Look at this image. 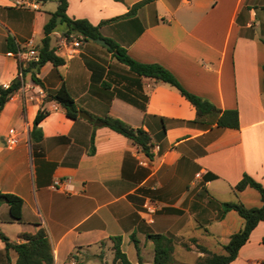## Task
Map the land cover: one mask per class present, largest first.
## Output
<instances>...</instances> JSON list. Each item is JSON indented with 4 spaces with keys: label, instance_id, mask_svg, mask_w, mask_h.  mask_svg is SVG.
<instances>
[{
    "label": "crops",
    "instance_id": "0c3cea01",
    "mask_svg": "<svg viewBox=\"0 0 264 264\" xmlns=\"http://www.w3.org/2000/svg\"><path fill=\"white\" fill-rule=\"evenodd\" d=\"M137 1L68 0L66 14L94 25L115 19L100 26L103 36L137 61L161 64L187 91L220 109H236L239 126L189 125L195 108L175 86L136 74L94 40L69 51L79 35L70 33L66 47L65 23L50 33V46L64 64L44 63L35 73L41 84L35 83L7 53L29 38L41 41L57 2L0 0V85L22 79L0 110V193L23 199L20 221L10 220L7 203L0 202V229L20 242V233L43 227L53 264L102 262L105 250L111 262L104 264H111L116 235L131 264H139L138 255L142 264H152L148 233L172 237L174 263L196 264L205 255L198 245L223 253L243 226L236 210L221 214L223 202L261 205L255 188L235 192L234 185L248 174L264 186V0H154L119 18ZM62 83L88 115L108 114L147 130L153 157L121 133L94 127L90 116L68 117L47 98ZM42 109L48 111L38 124L42 138L34 141L33 121ZM11 128L18 136L14 146L5 141ZM54 178L69 179L70 190L51 189ZM149 204L153 210L146 212ZM263 238L259 221L229 264H264ZM16 259L0 239V264Z\"/></svg>",
    "mask_w": 264,
    "mask_h": 264
},
{
    "label": "trees",
    "instance_id": "16d2710c",
    "mask_svg": "<svg viewBox=\"0 0 264 264\" xmlns=\"http://www.w3.org/2000/svg\"><path fill=\"white\" fill-rule=\"evenodd\" d=\"M122 1V0H116ZM154 0H139L133 3L128 11L119 18L134 16L137 10L146 3ZM57 7L50 13L49 19L43 25V37L41 41L35 45L38 51V59L29 62L26 69H23L20 62L18 66L20 72L24 74L26 71L31 72L32 80L41 84L40 79L35 73L40 67L46 63L51 62L53 66L57 67L64 64V58L55 53V48L50 46V33L54 27L59 23H65L67 30L64 35L68 36L74 32L84 37V40H94L96 38H103L110 44L108 50L120 62L124 63L129 69L138 75L153 77L158 80H163L170 85L175 86L182 95L194 106L196 115L192 120L187 121L189 125H196L201 127H210L216 124L219 127L237 128L239 126L238 111L236 109H220L210 101L187 91L176 77L164 66L159 63H144L133 59L115 40L105 37L99 31L101 25L106 24L112 20L101 21L99 24L94 25L85 18H72L66 14L68 0H56ZM264 10V5L262 6ZM264 70V66H263ZM22 84V79L18 76L14 78L7 87L0 85V110L4 103L10 98L12 93L18 89ZM47 98L57 102L64 110L68 117L75 119L79 117L78 109L73 97L69 91L62 85L53 92L47 93ZM48 114L46 109L39 110L33 121V128L31 131V138L38 141L42 138V133L38 127L39 122ZM89 120L94 123V127L107 126L112 130L121 133L129 138L146 156L153 157L152 152V137L151 134L142 127H132L123 120L105 114L103 116L89 115ZM162 120V119H161ZM165 126L161 121V132L164 134ZM161 136V135H160ZM93 134L91 136V141ZM251 186L255 188L260 196L261 205L259 207H246L241 202H223L221 214L226 210L234 209L244 219L243 226L235 233H233L226 244L222 246L223 253H215L208 250L206 247L198 245L199 249L204 252L202 257L196 264H229L237 255L238 249L246 242L251 230L259 221H264V186L256 181L248 174H243L242 178L234 185L235 192L243 190L245 187ZM0 202H6L9 208L10 220L20 221L22 219L23 199L14 193H0ZM22 241H11L0 229V239L5 244L6 251L12 248L17 253V259L14 264H53L52 246L48 239L47 233L43 227H39L35 232H22L20 233ZM148 238L154 244V258L152 264H176L174 263L172 250L173 239L172 237L162 233H148ZM113 241L114 258L111 264H131L126 254L121 250V236L116 235L111 237ZM131 239L137 250L138 240L134 235ZM264 243V238L262 239ZM139 264L141 258L138 255Z\"/></svg>",
    "mask_w": 264,
    "mask_h": 264
},
{
    "label": "built area",
    "instance_id": "2783aa9c",
    "mask_svg": "<svg viewBox=\"0 0 264 264\" xmlns=\"http://www.w3.org/2000/svg\"><path fill=\"white\" fill-rule=\"evenodd\" d=\"M74 37V35L70 34L68 37H63V44L66 47H69L68 45V38ZM84 37L79 35L77 39H74L72 41L71 47L68 48L69 51H75L76 48L80 47L81 44L83 43ZM35 43L33 38H29L26 40L25 45L23 47L18 46L14 51H9L7 54L10 56H14L17 58L18 62L20 64H23V62H29V61H35L38 59V51L35 48ZM8 85L4 86L7 87ZM6 144L8 146H14L18 142V136L15 133L14 129L11 128L8 130V135L5 138ZM69 179H60V178H54L49 187L51 189H56V190H70L69 189ZM146 212H151L153 210V205H144ZM71 264H76L75 259H72Z\"/></svg>",
    "mask_w": 264,
    "mask_h": 264
},
{
    "label": "rangeland",
    "instance_id": "374dc122",
    "mask_svg": "<svg viewBox=\"0 0 264 264\" xmlns=\"http://www.w3.org/2000/svg\"><path fill=\"white\" fill-rule=\"evenodd\" d=\"M12 227H16V226H11L10 227V231H11V229H13ZM2 228V227H1ZM131 249H133V247H132V245H131V247H130ZM110 257H111V253H110V251H108V250H105V257H104V261H100V259L99 258H91V259H89L90 260V264H104L105 262H107V263H110L111 262V259H110Z\"/></svg>",
    "mask_w": 264,
    "mask_h": 264
},
{
    "label": "water",
    "instance_id": "95a60500",
    "mask_svg": "<svg viewBox=\"0 0 264 264\" xmlns=\"http://www.w3.org/2000/svg\"><path fill=\"white\" fill-rule=\"evenodd\" d=\"M94 41L101 44V45H104L107 48L110 47V44L107 41H105V39H103V38H96V39H94ZM78 114H79V116L84 117V118L89 117V115L83 110H79Z\"/></svg>",
    "mask_w": 264,
    "mask_h": 264
}]
</instances>
